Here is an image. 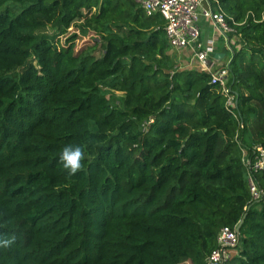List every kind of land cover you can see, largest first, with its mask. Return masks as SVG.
<instances>
[{
  "label": "trees",
  "instance_id": "trees-1",
  "mask_svg": "<svg viewBox=\"0 0 264 264\" xmlns=\"http://www.w3.org/2000/svg\"><path fill=\"white\" fill-rule=\"evenodd\" d=\"M212 4L238 34L233 107L134 0H0V264H205L244 214L224 264H264L242 162L264 148V0ZM68 144L85 153L72 176Z\"/></svg>",
  "mask_w": 264,
  "mask_h": 264
},
{
  "label": "built area",
  "instance_id": "built-area-1",
  "mask_svg": "<svg viewBox=\"0 0 264 264\" xmlns=\"http://www.w3.org/2000/svg\"><path fill=\"white\" fill-rule=\"evenodd\" d=\"M145 11L146 15L159 13L165 20V37L169 49L185 52L191 62H195L203 71L210 73L211 83L219 84L221 92L226 97V106L235 105L234 96L228 87L229 63L231 61V46L238 42V34L227 20L223 10L213 0H134ZM216 1V0H214ZM254 18V13H250ZM209 22L213 33L202 38L200 21ZM228 49V57L220 59L216 55L219 40ZM242 162L248 171V187L254 201L264 203V189L253 179L252 172L264 170V148L254 145L242 150ZM236 227L224 225L217 234V245L211 249L205 258V264H224L236 250L240 242Z\"/></svg>",
  "mask_w": 264,
  "mask_h": 264
},
{
  "label": "clouds",
  "instance_id": "clouds-1",
  "mask_svg": "<svg viewBox=\"0 0 264 264\" xmlns=\"http://www.w3.org/2000/svg\"><path fill=\"white\" fill-rule=\"evenodd\" d=\"M85 158L84 147L82 145L68 144L65 145L60 153L59 160L68 175H75L78 171L82 170V161ZM14 237H0V246L9 247Z\"/></svg>",
  "mask_w": 264,
  "mask_h": 264
},
{
  "label": "rangeland",
  "instance_id": "rangeland-1",
  "mask_svg": "<svg viewBox=\"0 0 264 264\" xmlns=\"http://www.w3.org/2000/svg\"><path fill=\"white\" fill-rule=\"evenodd\" d=\"M73 28H71L72 30ZM50 32V27L48 26L47 27V34ZM93 34H89L88 36L84 37V38H79L77 41H76V47L79 48V46H82L83 44L87 43V42H91L92 41V38H93ZM221 41V39L219 40ZM222 45V44H221ZM219 44V47L221 46ZM169 52L170 54L176 59L175 55V51H172L171 49H169ZM229 55V54H228ZM228 55H226L225 59L228 57ZM180 65L181 67L183 68H189L190 66H193L194 65V61L191 62L188 55L187 54H180ZM184 56V57H183ZM187 58V59H186ZM182 60V62H181Z\"/></svg>",
  "mask_w": 264,
  "mask_h": 264
},
{
  "label": "crops",
  "instance_id": "crops-1",
  "mask_svg": "<svg viewBox=\"0 0 264 264\" xmlns=\"http://www.w3.org/2000/svg\"><path fill=\"white\" fill-rule=\"evenodd\" d=\"M200 27H201V34H202V38H206L207 36H210L212 33H213V30L211 29V27H210V24H209V22L208 21H206V20H201L200 21ZM218 43L221 45L220 47H219V49H218V52L217 53H220V54H222V55H220V59L222 60L223 59V57H224V55H227V52H225L224 50H223V48H225L224 47V43H223V41L221 40V41H218ZM176 53V55H175V57L177 58V61L180 63V54H185V52H181V53H178V52H175ZM184 57V56H183ZM189 57V56H188ZM187 59V58H186ZM190 59V58H189ZM181 62H182V60H181Z\"/></svg>",
  "mask_w": 264,
  "mask_h": 264
},
{
  "label": "water",
  "instance_id": "water-1",
  "mask_svg": "<svg viewBox=\"0 0 264 264\" xmlns=\"http://www.w3.org/2000/svg\"><path fill=\"white\" fill-rule=\"evenodd\" d=\"M216 55H222V54H220V53H217ZM244 217H245V214L243 215V217L239 220V222H238V224L236 225V231L237 232H239L240 231V227H241V225H242V223H243V220H244Z\"/></svg>",
  "mask_w": 264,
  "mask_h": 264
}]
</instances>
